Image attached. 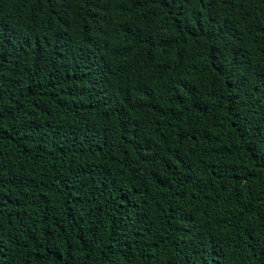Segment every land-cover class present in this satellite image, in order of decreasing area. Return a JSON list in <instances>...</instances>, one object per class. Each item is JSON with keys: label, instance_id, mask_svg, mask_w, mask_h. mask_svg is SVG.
Wrapping results in <instances>:
<instances>
[{"label": "trees", "instance_id": "16d2710c", "mask_svg": "<svg viewBox=\"0 0 264 264\" xmlns=\"http://www.w3.org/2000/svg\"><path fill=\"white\" fill-rule=\"evenodd\" d=\"M0 264H264V0H0Z\"/></svg>", "mask_w": 264, "mask_h": 264}]
</instances>
